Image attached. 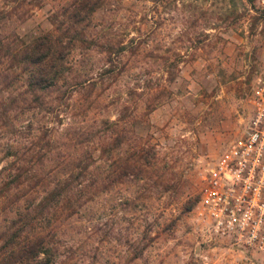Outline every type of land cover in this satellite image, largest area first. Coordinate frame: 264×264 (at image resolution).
Wrapping results in <instances>:
<instances>
[{
	"label": "rangeland",
	"instance_id": "rangeland-1",
	"mask_svg": "<svg viewBox=\"0 0 264 264\" xmlns=\"http://www.w3.org/2000/svg\"><path fill=\"white\" fill-rule=\"evenodd\" d=\"M71 1L0 0V8H31L23 16L0 17V29L30 39L51 29ZM91 25L111 42L137 35L147 49L127 68L131 75L125 84L109 78L94 86L104 104L95 108L96 102H89L90 114H101L86 127L79 121L67 132L62 127L71 112L83 117L79 109L69 112L67 99L55 91L43 95L47 109H53L55 137L67 135L70 147L82 151L91 144L78 141L106 127L104 117H121L123 148L143 145L148 172L133 187L135 201H116L113 210L101 209L99 197L92 201L90 229L84 217H77L73 228L64 222L76 238L63 236L57 264H264V252L208 235L193 210L205 170L242 132L252 112L250 90L264 68V0H103ZM90 52L98 64L103 54ZM173 73L180 77L170 89L162 88ZM136 75L143 94L134 109L136 98L128 97L127 88ZM89 87L80 93L89 96ZM152 99L159 103L149 110L144 102ZM41 144L37 139L31 145ZM54 145L59 150L60 144ZM132 216L141 218L134 232Z\"/></svg>",
	"mask_w": 264,
	"mask_h": 264
},
{
	"label": "trees",
	"instance_id": "trees-1",
	"mask_svg": "<svg viewBox=\"0 0 264 264\" xmlns=\"http://www.w3.org/2000/svg\"><path fill=\"white\" fill-rule=\"evenodd\" d=\"M102 3L72 0L63 6L62 17L51 29L30 39L0 29V264H57L63 236L76 238L63 227L66 220L73 228L77 217H84V227L90 229L92 201L99 197L103 200L101 209L108 206L113 210L116 201L119 205L135 201L133 187L144 180L146 149L143 145L123 148L121 117H104L101 122L106 127H97L93 137L78 141L91 144L80 151L70 147L67 135L55 137L50 119L53 109H47L43 98L55 91L67 99L69 112L79 109L83 117L78 119L71 112L62 127L68 132L75 128L73 123L81 121L86 127L88 121L100 119V112L90 114L89 102H96L95 108L104 104V96L99 100L94 86L109 78L123 84L129 81L127 68L139 62L146 42L137 35L111 42L94 29L92 17ZM30 11L3 5L0 17L23 16ZM91 49L103 54L98 64ZM174 77L175 73L169 74L162 88L170 89ZM179 77L176 74L175 79ZM138 80L136 75L127 88L128 97L136 98L134 109L143 94L138 91ZM160 84L147 86L152 89ZM90 85V95H82L80 90ZM158 103L152 99L144 106L150 110ZM37 139L42 144L32 146ZM55 141L59 150L54 149ZM154 162L147 165L152 168ZM140 219L129 217L133 232ZM127 242L132 247V239L127 238Z\"/></svg>",
	"mask_w": 264,
	"mask_h": 264
},
{
	"label": "built area",
	"instance_id": "built-area-1",
	"mask_svg": "<svg viewBox=\"0 0 264 264\" xmlns=\"http://www.w3.org/2000/svg\"><path fill=\"white\" fill-rule=\"evenodd\" d=\"M249 101L242 132L205 170L193 210L208 235L264 252V68Z\"/></svg>",
	"mask_w": 264,
	"mask_h": 264
}]
</instances>
